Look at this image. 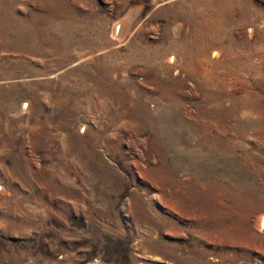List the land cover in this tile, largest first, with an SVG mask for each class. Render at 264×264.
Returning a JSON list of instances; mask_svg holds the SVG:
<instances>
[{"label": "rangeland", "instance_id": "1", "mask_svg": "<svg viewBox=\"0 0 264 264\" xmlns=\"http://www.w3.org/2000/svg\"><path fill=\"white\" fill-rule=\"evenodd\" d=\"M263 215L264 0H0V264H264Z\"/></svg>", "mask_w": 264, "mask_h": 264}, {"label": "bare ground", "instance_id": "2", "mask_svg": "<svg viewBox=\"0 0 264 264\" xmlns=\"http://www.w3.org/2000/svg\"><path fill=\"white\" fill-rule=\"evenodd\" d=\"M213 15V14H212ZM210 26V25H209ZM217 27V26H216ZM199 28V27H198ZM210 30V29H209ZM208 30V31H209ZM204 33V32H203ZM203 33H201V36H202V43L201 44H197V45H199V50L201 51V52H203V53H205V50L210 46V41L211 40H209V38H204L203 37ZM212 33V32H211ZM215 35H217V34H215ZM196 36V35H195ZM211 36V35H210ZM198 39V38H197ZM185 44H187V42H185ZM212 45V44H211ZM182 49V48H181ZM217 53V52H216ZM215 54V53H214ZM172 59H173V57H172ZM263 217H264V215H263ZM259 225V227H261V226H263L264 225V218H262L261 219V221H260V223L258 224ZM262 228V227H261ZM138 264H147V263H145V262H139Z\"/></svg>", "mask_w": 264, "mask_h": 264}]
</instances>
